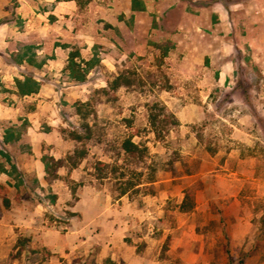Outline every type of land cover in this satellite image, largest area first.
I'll use <instances>...</instances> for the list:
<instances>
[{
	"label": "rangeland",
	"instance_id": "rangeland-1",
	"mask_svg": "<svg viewBox=\"0 0 264 264\" xmlns=\"http://www.w3.org/2000/svg\"><path fill=\"white\" fill-rule=\"evenodd\" d=\"M22 1L5 18L22 31L23 66L14 84L0 81V102L15 108L0 117V217L11 201L54 203L23 167L42 141L49 183L65 177L74 197L85 186L102 203L125 196L119 205L137 211L129 239L160 264H264V23L252 40L243 16L234 29L214 19L209 38H171L113 0ZM71 53L84 80L67 68ZM27 77L40 90L24 98ZM127 138L140 150L125 152Z\"/></svg>",
	"mask_w": 264,
	"mask_h": 264
},
{
	"label": "crops",
	"instance_id": "crops-1",
	"mask_svg": "<svg viewBox=\"0 0 264 264\" xmlns=\"http://www.w3.org/2000/svg\"><path fill=\"white\" fill-rule=\"evenodd\" d=\"M10 2L0 0V81L7 85L15 83V76L20 75L16 71L23 66L15 60L19 49L14 46V41L22 39V31L14 21L5 19L10 14ZM109 4L128 16L135 15L138 22L142 20L147 32L150 29L164 31L171 38H209L212 36L210 30H214V19L227 21L234 29L237 17L243 16L249 32L247 37L252 40L260 29V26L255 27V22L264 23V0H113ZM22 5L30 6L31 2L23 0ZM67 5L70 3L60 2L58 8ZM135 5H140V8H133ZM154 13L157 14L156 28L153 27ZM29 32L26 29L25 35L28 36ZM251 44L258 46L259 43L251 41ZM14 112V107L11 109L0 102L1 118H9ZM35 128L28 127L27 133L45 136ZM15 144L9 142L7 145L15 147ZM31 144L32 154L30 157L27 155V163H23V167L35 172L41 187L39 194L44 195L42 189L50 185L56 199L47 206L39 195L29 207L26 203L18 206L11 201L9 207L3 209L0 217V264H160L155 256H150L149 250H138V246L129 239L130 224H133V214L137 211L125 202L119 205L125 196L120 197L117 203H102L101 193L85 186L74 197L65 177H58L50 184L46 178L42 141ZM66 172L71 173L69 168ZM75 172L73 169L70 178L76 179ZM58 173L64 172L59 170ZM61 205L69 208L72 214L57 216L58 219L49 217L47 207L53 210ZM62 212L65 214L64 210Z\"/></svg>",
	"mask_w": 264,
	"mask_h": 264
},
{
	"label": "trees",
	"instance_id": "trees-1",
	"mask_svg": "<svg viewBox=\"0 0 264 264\" xmlns=\"http://www.w3.org/2000/svg\"><path fill=\"white\" fill-rule=\"evenodd\" d=\"M77 56H79L78 53H71L67 68L73 78L77 80H84L88 69L87 67H83L81 63L76 60ZM86 64L88 65L89 63L87 62ZM17 86L20 95H30L37 93L40 90V84L31 77H27L25 80L17 79ZM157 135L160 136V133H157ZM77 138H79V136ZM122 148L125 152L134 154L136 151L140 150V145L134 142L131 138H127L123 141ZM46 169H48L47 162ZM122 193L124 194L126 191L123 190Z\"/></svg>",
	"mask_w": 264,
	"mask_h": 264
}]
</instances>
